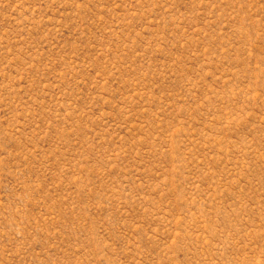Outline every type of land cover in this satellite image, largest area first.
Returning <instances> with one entry per match:
<instances>
[{
    "label": "rangeland",
    "instance_id": "obj_1",
    "mask_svg": "<svg viewBox=\"0 0 264 264\" xmlns=\"http://www.w3.org/2000/svg\"><path fill=\"white\" fill-rule=\"evenodd\" d=\"M0 264H264V0H0Z\"/></svg>",
    "mask_w": 264,
    "mask_h": 264
}]
</instances>
